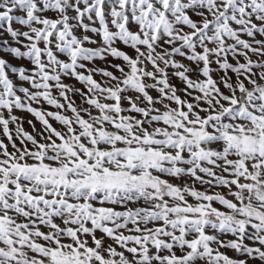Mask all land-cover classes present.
Segmentation results:
<instances>
[{
  "label": "snow or ice",
  "instance_id": "1",
  "mask_svg": "<svg viewBox=\"0 0 264 264\" xmlns=\"http://www.w3.org/2000/svg\"><path fill=\"white\" fill-rule=\"evenodd\" d=\"M0 264H264V0H0Z\"/></svg>",
  "mask_w": 264,
  "mask_h": 264
},
{
  "label": "rangeland",
  "instance_id": "2",
  "mask_svg": "<svg viewBox=\"0 0 264 264\" xmlns=\"http://www.w3.org/2000/svg\"><path fill=\"white\" fill-rule=\"evenodd\" d=\"M22 115H24V116H26V117H28V118H31V117H29L28 116V114H26V113H22ZM25 127L27 128L28 126H27V123H25ZM37 127H39V124H37ZM29 131L31 130V129H28Z\"/></svg>",
  "mask_w": 264,
  "mask_h": 264
}]
</instances>
